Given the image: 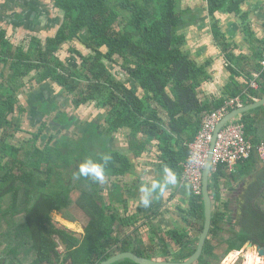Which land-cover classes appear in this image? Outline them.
Returning a JSON list of instances; mask_svg holds the SVG:
<instances>
[{"label":"trees","instance_id":"obj_1","mask_svg":"<svg viewBox=\"0 0 264 264\" xmlns=\"http://www.w3.org/2000/svg\"><path fill=\"white\" fill-rule=\"evenodd\" d=\"M179 1L52 0L64 11L62 24L45 43L34 37L27 52L23 47L15 50L7 32L0 30V55L6 63V86L0 96V264H101L125 252L147 259L184 262L197 251L205 224L203 195L190 193L186 207L174 208L181 218L165 228L156 226L149 244L143 245L142 239L127 234V228H137L142 223V229L147 227L146 220L154 221L164 215L155 212L152 217L128 223L135 216L124 217L130 213L122 187L109 188L108 199L101 190L104 181L136 176L134 168L138 160L152 150L157 153L158 168L182 178L189 144L195 140L204 115L225 102L210 106L199 99V88L207 72L182 50L184 40L177 35L182 24ZM209 1L212 11L222 3V0ZM18 17L17 22L26 18L24 14ZM76 40L81 44L89 41L90 47L98 45V49L86 58L77 49L78 45H71V54L79 55L80 60L68 78L61 74L67 69L59 52ZM102 47H106V53L100 50ZM115 56L122 60V69L128 77L125 82L104 61L107 58L116 62ZM263 57L264 52L260 62ZM34 71L37 76L33 80L39 84L50 80L77 88L85 82L92 89L91 94L109 85V91L98 100L101 106L111 110L103 116L110 122V129L103 126L107 137H100L102 153L95 154L86 148L83 151L92 154L87 159L83 151L78 152V146L66 153L62 143L51 145L53 137L44 145L37 144L39 136H35L21 147L10 140L21 131L25 112L18 104L16 92L26 85V77ZM258 73L259 90L250 87V80L243 88L239 85L233 88L229 98L241 97L244 105L262 99L261 65ZM74 79L78 80L76 85ZM128 81L136 89L128 87ZM240 120L254 146L264 140V106L242 115ZM122 131L127 132L130 145L127 153L115 150L112 143V135ZM88 163L103 168L102 181L81 174V165ZM239 166L243 168L237 173H231L226 166L211 173L212 227L203 255L195 264H220L249 240L264 245V207L259 205L264 200V163L255 149L250 160ZM256 171L259 173L253 176ZM241 179L244 183L248 181L237 199L240 213L232 225L226 221L222 195L231 182ZM118 202H123L128 215L120 216ZM72 205L88 218L84 234L79 237L58 228L53 220L56 211L74 221L68 215ZM61 245L63 252L59 250ZM114 264L136 263L125 259Z\"/></svg>","mask_w":264,"mask_h":264},{"label":"crops","instance_id":"obj_2","mask_svg":"<svg viewBox=\"0 0 264 264\" xmlns=\"http://www.w3.org/2000/svg\"><path fill=\"white\" fill-rule=\"evenodd\" d=\"M27 1L29 3H43L41 0ZM22 4L21 0H0V30L7 32V36L15 47V50L16 47H23L27 52L31 46L30 39L32 35L45 43L47 37H51V33L48 35L47 31L43 29L47 24V20L43 23L45 25H42L41 30L44 32L42 34L44 37L36 32L29 33L23 31L21 22H17L16 20L19 18L18 15L23 13ZM178 11L182 16V24L177 29L178 37L180 40H184L181 45L182 50L192 61L199 64V66L205 67L207 72V78L202 81L199 88V99L204 104L216 106L221 101L229 98L230 91L233 88L238 85L242 88L245 87L252 80L254 74H258L260 59L264 52V0H222L221 6L215 11H212L209 0H180ZM35 21L34 18L32 21H27V24L33 27ZM33 29L35 30V27ZM24 34L26 36L29 35V38L24 43L25 45L22 43V39H24L22 36ZM13 39H19V42L16 44ZM5 68L6 63L0 55V96L6 86ZM11 75L9 73V79ZM36 76L37 71L31 72L26 77V85L21 90H17L16 94L19 106L22 105L20 100L24 95L36 94V91H42L41 93L45 94L44 87H51L50 80L41 84L34 81L33 79ZM22 108L25 113L29 111L25 106H22ZM25 113L22 114L23 124L30 125L31 119ZM162 115L166 118L164 113ZM240 117L242 115L237 118ZM123 135L124 131L112 135V143L114 142L117 148H119L117 146L119 145V138H124ZM126 140H128L127 136L124 138L125 145ZM129 146L128 143V148ZM153 151H148L138 160L137 163L140 165V169L136 171V176L131 177L127 175L124 179L120 178L117 180L113 178L111 182L104 181L101 188L106 199H108L109 188L113 190L114 187H122L126 192V197L129 200L128 208L130 214L126 213L127 209L123 202H118L116 207H118L120 216L128 215V218L135 216L128 220V223L134 224L139 218L152 217L155 212H160L164 215L163 217L161 216L162 218L159 217L154 221L146 220L147 231L149 234L151 233L148 237L141 235L142 230L146 229V226L141 229L142 223L137 228H127V234L132 233L134 236H137V239H142L144 241L143 245L149 244L152 238L151 231L156 229V226H164L165 228V226H171L172 223H175L173 221L176 220H170L171 218L167 217L170 214L166 215L167 211L165 209L169 208L166 205H170L174 201V204H176L174 208H184L191 197L189 186L183 182L182 178H178L168 170L158 168L155 165L157 153ZM241 168L243 166H239L238 170L240 171ZM256 172H253L255 173L253 176L259 173ZM170 174L174 176V182H169L168 177ZM249 180L252 181L251 178ZM123 181H125L124 184ZM246 183L242 179L236 183L231 182L224 193L223 201L227 200L226 197H230L231 192L246 187ZM241 194L243 193L241 192ZM129 195L132 197L129 198ZM144 198L148 200L147 204H144ZM232 199L234 198L232 197ZM177 210H174V214L179 216ZM179 218L181 217L179 216ZM138 229H141L139 234L136 233ZM134 243L137 246V242ZM156 255H160L159 251L156 252ZM154 260L164 261L158 258Z\"/></svg>","mask_w":264,"mask_h":264},{"label":"flooded vegetation","instance_id":"obj_3","mask_svg":"<svg viewBox=\"0 0 264 264\" xmlns=\"http://www.w3.org/2000/svg\"><path fill=\"white\" fill-rule=\"evenodd\" d=\"M21 3H23L22 14H24L26 17L25 19L23 18V20L18 21L22 24V30L29 33L36 32L37 34L42 35L44 33L43 31H41L42 25H45L43 23L46 22L45 20H47V24L43 29L47 31L48 35L49 33H51V38L54 37L60 25L62 24V16L64 15V11L56 7L52 0H46L44 3H29L27 0H21ZM26 5H28L27 7L29 8H27ZM32 12H34V14L31 15ZM30 18H35L36 20V26L33 25V27H35V30L33 29L32 25L27 24V21H32V19ZM33 38L34 35H32L30 39L31 43H33ZM48 38H50V36H48L47 39ZM73 44H76V46L78 45L77 49L80 50V52L86 58L88 57V55L96 51L95 48L98 49V45H95L94 48H92L90 47L91 44L89 41H85V43L81 44L78 40L68 46H64L63 49L59 52V58L65 62L64 68L67 69L61 74L68 78H71L70 70H75V67L79 66L80 60L79 55H72L70 52L71 45ZM100 50L104 53L107 52L106 47H102L100 48ZM115 60L116 62H112V60L104 58V61L106 62L109 69L113 70V73L117 77H119L121 81L125 82L128 77L125 75V72L122 69V60H120L119 56H115ZM77 82L78 80L74 79L73 83H75V85L77 84ZM126 83L128 87L136 89V85H134L132 81H128ZM105 86L107 89H101L109 91V85ZM101 89L99 88L95 91V94H91L92 89L89 90V87L86 86L85 82H81V84L77 88L71 86L65 87L63 85H59L58 83L51 82L50 88L44 87L43 90L45 91V94H42V91H36V94L24 95V97L21 98L20 103L22 104L21 106H25V108L29 109L27 113H24L29 115V118L31 119L29 125L31 126V131H29L31 139L35 136H39L37 144L45 145L48 142H51L50 138L53 137L51 145L56 147L60 143H62L63 145L61 147L64 148L66 153H70V149L76 148L75 146H78L77 150L79 153H81L84 149L90 146L88 144L92 141L93 136L88 135L90 129L94 126H99L100 128H102L101 124L104 120V112L103 110L101 111V109L98 108V106H101L100 102L98 101L99 99H101V97H99L102 91ZM110 90H113V88H111ZM90 106H93L94 109L92 110V108H90L88 111V107ZM44 107H46L47 110L44 111ZM48 107H51V109H49ZM22 129L23 126H21V131L19 133L23 132ZM101 140V138H99L98 141L95 140V151L93 150L95 154L102 153ZM83 155L87 159L92 156V154L86 153L85 151H83ZM136 167L137 168H134L135 172L140 169L139 166L136 165ZM226 190L227 188H224V192L222 195L223 200ZM244 190L245 187L240 188L238 191L231 192L230 197H226L227 200L222 201L221 203L227 213L226 221L229 224L233 225L235 223L237 215L240 213L239 203L235 202L232 197L238 198L241 192L243 193ZM190 193H192L191 189ZM259 205L264 207V200L261 201ZM58 213L60 215H63V217L68 221V218H66L63 213ZM250 243L252 244V246H248ZM261 248H264V245L262 243L256 244L253 241L249 240L243 246V248L238 251L240 253L239 260L242 261V264H245V262H247L246 254L249 251L254 250L256 254L254 258L259 259V262L256 263L255 261V264H264V258L260 254Z\"/></svg>","mask_w":264,"mask_h":264},{"label":"built area","instance_id":"obj_4","mask_svg":"<svg viewBox=\"0 0 264 264\" xmlns=\"http://www.w3.org/2000/svg\"><path fill=\"white\" fill-rule=\"evenodd\" d=\"M260 65L264 70V57ZM259 78L260 74L255 73L250 83L253 90H259ZM243 106L241 97L227 98L219 109L204 115L195 140L189 144V156L183 165L182 180L195 196L203 195L204 169L218 125L229 113ZM255 149L264 163V140L254 146L246 135L244 122L240 118L232 120L217 136L212 155V172L217 171L220 166H226L231 173H237L240 163L250 160Z\"/></svg>","mask_w":264,"mask_h":264},{"label":"rangeland","instance_id":"obj_5","mask_svg":"<svg viewBox=\"0 0 264 264\" xmlns=\"http://www.w3.org/2000/svg\"><path fill=\"white\" fill-rule=\"evenodd\" d=\"M41 1L44 3L46 0H41ZM22 37H24V39H22V43L24 44L27 41V39L29 38V35L26 36V34H24ZM42 37H44V36L42 35ZM13 40L16 42V44L19 42V39H13ZM105 92H107V91L106 90H102L101 94L99 95V97L102 98L105 95ZM110 95H111V93H110ZM48 108L51 109V107H48ZM90 108H92V110L94 109L93 106H90V107H88V111H89ZM98 108L101 109V111L103 110L104 113H107L108 111H111L109 108H105L103 106H98ZM43 109H44V111L47 110L46 107H44ZM101 125H102V127L105 126V125H108L109 129H110V122H106L105 120H103ZM22 126H23V129H22L23 132L18 133L13 139H10L14 144H16L19 147H21L22 145H24L25 143H27L31 139L30 132H29V131H31V126L27 125L26 123H24ZM105 127L100 128L99 126H94L93 128L90 129L88 135L93 136V138H92V141L88 144L90 146L87 147V148L92 149V150L95 151V142L98 141L100 137H107L106 136L107 131L104 130ZM126 136H127V132H124L123 137L126 138ZM121 138H119V141H118L119 145H117V146H119V148L116 147L115 150L120 151L122 153H127L128 149H129L128 148V143L129 142H128V140H126V145H125L124 144V138H122V139ZM124 183H125V181H123V184ZM166 206L172 207L171 209H173L172 212L168 211L169 209H165L167 211L166 215L170 214L169 216L167 215V217L171 218L170 220H179L178 219L179 216H177V214H174V212H175L174 211V207H176V204H174V201L170 205H166ZM68 215L74 221L69 222V220L67 221V219H65L63 217V215H60L58 212H54L53 216H54V223L56 224V226L58 228H61V229L62 228L65 229L66 228L67 230L74 232V234H76L78 237L83 235L84 234V226L88 222L87 216L76 205H74V206L72 205V208H70V210L68 211ZM124 217L128 218L127 216H124ZM142 231L143 232H142L141 235H144L145 237H148L151 234V233L149 234V232L147 231V227H146L145 230H142ZM59 250H60V252H63L64 251V246L61 245ZM233 253L234 252H232L229 255H227L222 260V262L220 264H235L236 262H237L236 264H242V261L239 260L240 259V255L237 256V257H234ZM246 256H247L246 257L247 258V262H245V264H255V261H256V263L259 262L258 258H256V259L254 258L256 256L254 250L249 251L246 254ZM157 257H158V255H157Z\"/></svg>","mask_w":264,"mask_h":264},{"label":"water","instance_id":"obj_6","mask_svg":"<svg viewBox=\"0 0 264 264\" xmlns=\"http://www.w3.org/2000/svg\"><path fill=\"white\" fill-rule=\"evenodd\" d=\"M263 106H264V97L261 100L254 102L253 104L246 105L242 108L233 110L220 122V124L218 125L216 129V132L214 134V139L211 144L210 155H209L207 164L204 169V182H203V198H204V203H205L204 230L200 236L197 251L187 261H184V262L159 261V260L140 257L133 252H125V253L116 254L115 256H113L112 258H110L109 260L101 264H114V263H117L125 259H129L135 262L136 264H195L196 262H198V260L201 258L203 254V251H204V248H205V245H206V242H207V239H208L211 227H212L214 207H213L212 197L210 194V176H211L212 169H213L212 155L215 149L217 136L227 123L231 122L232 120L236 119L237 117L241 115H244L248 112H251ZM234 201L237 202V197H234ZM248 246H252V244L250 243ZM239 254L240 253L238 251H235L233 253V256L237 257L239 256ZM260 254L264 258V248L260 249Z\"/></svg>","mask_w":264,"mask_h":264},{"label":"clouds","instance_id":"obj_7","mask_svg":"<svg viewBox=\"0 0 264 264\" xmlns=\"http://www.w3.org/2000/svg\"><path fill=\"white\" fill-rule=\"evenodd\" d=\"M80 172L81 174L92 176L97 180H100V181L103 180V168L98 164L88 163V164L81 165ZM168 179H169V182H174V176H172L171 174L169 175ZM143 202L144 204H147L148 200L144 198Z\"/></svg>","mask_w":264,"mask_h":264}]
</instances>
